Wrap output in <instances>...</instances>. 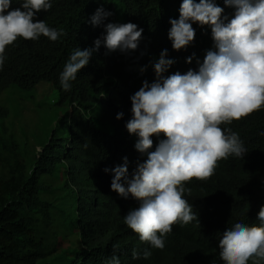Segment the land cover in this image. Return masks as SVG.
I'll list each match as a JSON object with an SVG mask.
<instances>
[{
    "label": "trees",
    "instance_id": "16d2710c",
    "mask_svg": "<svg viewBox=\"0 0 264 264\" xmlns=\"http://www.w3.org/2000/svg\"><path fill=\"white\" fill-rule=\"evenodd\" d=\"M183 0H52L53 7L37 18L64 36L50 41L17 40L6 48L0 70V97L22 92L34 100L38 84L50 85L51 109L59 112L41 141L29 147L16 140L4 122L0 106V264H106L113 254L120 264H225L219 241L237 220L260 226L264 206V106L239 121L221 125L237 133L247 149L242 158L218 161L214 175L185 183L184 199L197 220L174 224L163 250L155 249L124 223V216L139 206L111 190L112 169L128 161L129 178L146 155L135 149L138 137L129 134L130 97L156 81L154 64L163 50L176 72L198 71L208 51H216L210 26L194 23V41L176 51L168 38L170 20L179 19ZM198 3L199 0H196ZM224 16L235 9L225 0H213ZM19 6L14 0L12 8ZM103 7L112 15L100 26L91 17ZM117 9L119 13H117ZM108 23H133L143 29L135 51L109 52L103 43L89 64L64 91L59 77L76 48H94L106 35ZM192 62L187 63L188 58ZM119 113L123 118L116 119ZM38 139V138H37ZM154 151L163 134L152 136ZM37 149H39L37 151ZM108 169V172H105ZM77 238L78 246H70ZM118 248L114 249V246ZM151 251L145 259L133 252ZM248 264H252L250 260Z\"/></svg>",
    "mask_w": 264,
    "mask_h": 264
},
{
    "label": "clouds",
    "instance_id": "9594fccd",
    "mask_svg": "<svg viewBox=\"0 0 264 264\" xmlns=\"http://www.w3.org/2000/svg\"><path fill=\"white\" fill-rule=\"evenodd\" d=\"M0 0V70L7 59L6 48L17 38L57 41L65 33L50 28L37 18L53 7L52 0ZM235 9L231 20L213 0H183L179 19L170 20L168 38L174 50L186 49L195 37L194 23L211 28L216 51H208L198 71L176 72L165 78L174 60L163 50L154 64L156 81H144L130 97L132 118L129 134L138 137L135 149L147 159L129 178L128 161L112 169L111 190L120 197H133L139 206L124 216L125 225L152 248L163 250L174 224L197 220L184 199L185 183L214 175L217 163L230 156L242 159L247 149L237 133L221 125L239 121L264 106V0H225ZM112 15L103 7L91 17L100 26ZM106 35L94 41V48L74 50L61 72L59 82L71 91L72 82L85 68L94 51L103 46L109 52L138 49L143 29L136 24L108 23ZM188 58L187 63H191ZM123 118V113L116 116ZM163 134L154 151L152 136ZM105 169V172H108ZM257 219L260 226L237 220L219 241V257L225 264H264V206ZM118 245L114 246V249ZM151 251L133 252V259L147 260ZM106 264H120L115 254Z\"/></svg>",
    "mask_w": 264,
    "mask_h": 264
},
{
    "label": "rangeland",
    "instance_id": "374dc122",
    "mask_svg": "<svg viewBox=\"0 0 264 264\" xmlns=\"http://www.w3.org/2000/svg\"><path fill=\"white\" fill-rule=\"evenodd\" d=\"M35 91L34 100L26 98L25 93L11 90L0 97L1 109L7 111L4 127L7 130L11 128L16 140L21 143L25 142L21 139L25 135L29 147L37 146L38 140L41 141L45 133L44 127L52 128L55 116L59 113L50 108L54 100L50 85L40 83ZM70 246H78L76 237L70 239Z\"/></svg>",
    "mask_w": 264,
    "mask_h": 264
}]
</instances>
